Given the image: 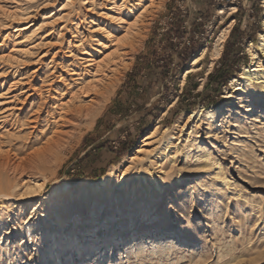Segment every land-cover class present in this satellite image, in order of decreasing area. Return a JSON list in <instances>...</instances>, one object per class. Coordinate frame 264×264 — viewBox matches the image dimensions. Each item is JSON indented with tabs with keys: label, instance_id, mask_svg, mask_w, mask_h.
<instances>
[{
	"label": "rangeland",
	"instance_id": "rangeland-1",
	"mask_svg": "<svg viewBox=\"0 0 264 264\" xmlns=\"http://www.w3.org/2000/svg\"><path fill=\"white\" fill-rule=\"evenodd\" d=\"M196 1L167 0L108 99L102 87H92L62 111L55 100L77 91L78 75L72 72L85 67L76 54L63 55L72 46L69 29L84 9L66 7V0L2 3L30 14L20 19L0 14L5 50L17 27L37 29L29 42L38 35L48 38L32 52H18V58H0V93L10 87L3 100H12L0 105L2 158L21 163L61 129L66 144L56 161L34 174L0 175V184L7 185L0 193V264H264V82L241 79L246 90L226 96L232 79L252 62L251 44L264 73L259 49L264 0ZM230 6L238 7L231 16ZM221 7L227 14L218 13ZM233 20L222 55L207 73L215 41ZM51 24L63 29L62 41L49 32ZM205 47L203 69L183 85L186 69ZM231 50L238 61L219 88L208 77L224 69L223 55L227 51L225 59L230 58ZM100 100L91 123L83 110ZM6 106L11 109L3 112ZM202 108L215 118L201 115L180 133L187 115ZM60 112L65 118L59 119ZM155 126L148 150L131 161ZM170 137L177 149L160 172L158 154ZM102 242L113 247L93 258ZM65 243L70 249H61Z\"/></svg>",
	"mask_w": 264,
	"mask_h": 264
},
{
	"label": "bare ground",
	"instance_id": "bare-ground-1",
	"mask_svg": "<svg viewBox=\"0 0 264 264\" xmlns=\"http://www.w3.org/2000/svg\"><path fill=\"white\" fill-rule=\"evenodd\" d=\"M5 1L8 0H0V14L2 12L6 13V16L13 19H20L19 17L22 18L25 16V18H29V13H22L20 15L16 11V9L18 10L20 7H16L15 10L6 8V5L2 4ZM77 1L79 2L78 7L76 6ZM166 2L167 0H66L64 6H71L76 10L84 9L82 11L84 16L81 18L78 17V21H75V23L70 27L71 29H69V31L73 40H70L69 43L72 46L64 49L66 51L63 53V55H66L67 52V54H69L70 56L76 54L80 60H84L85 67L82 69L78 68L76 71L72 72L73 74L78 75L75 80L73 79V82H75L78 86L77 91L69 90V95L67 96V98L56 99V102H54V106L59 107L60 111H62L66 106H70L74 99L78 98L81 93L87 92L92 87H102V95L103 97L108 99L111 92L115 89V87L118 86L125 71L131 67L133 61L135 60L136 53L140 48L143 47L152 20L154 19L156 13L166 5ZM228 12V15L231 16L238 12V7L230 6L228 8ZM218 13L227 14L224 7H221L218 10ZM81 19L83 20V22L86 21L85 25L82 23ZM55 20L56 19H54L53 21ZM234 22L235 20L231 21L228 26H226L221 31L220 35L216 39L214 47L211 51V62L209 64L207 73H210L211 70H213L216 61L221 57L225 41L229 33L231 32ZM28 27L29 26H23L14 29L13 32L15 33L13 34V44L10 50H8L9 52L3 48V42H0V58H4L5 60L18 58L16 56L18 52H21V55H23L30 51L32 52V50L35 49L36 46L48 43H45L48 38H45L42 35H38L35 40H33L32 38L33 42H29L37 29L33 30L32 32L30 31L29 33L28 31H26ZM87 27L90 31L89 33L85 34L83 28ZM48 30L51 33L55 32L54 37L56 38V41H62L64 35L63 29H60L59 26L56 27V25L51 24ZM6 37H8V35ZM259 40L260 47H258L261 53L264 55V31L260 32ZM249 51L252 62L250 65L244 67L243 72H241L240 78L232 79L230 85L232 86L233 90L227 91L226 96L228 98L232 97V94L235 91L246 90V86L242 83L241 79L246 80L250 85H252L256 81L264 82V73L261 69L260 64L261 61H257V59H259L260 57V53L258 52V50L253 49V44H251ZM208 52V47H205L197 56L192 59L190 66L185 71L183 85L185 84L188 75H192L194 72H198L203 69L202 61L206 58ZM21 60L23 59L21 58ZM80 60H78V63ZM51 62L54 61L52 60ZM65 63L67 62L62 61L60 64ZM49 65L50 67H55L51 64ZM1 74L2 73H0V75ZM14 82H12V84ZM12 84L9 85L11 86ZM3 85L4 82H2L1 86ZM7 89L8 90H4L0 93V105L4 106L12 101L6 99L3 100V98L5 97L4 95L9 93L10 87ZM89 103L90 104L83 110V113L85 118L93 123L95 121V117L99 114V111L102 108L103 100L98 101V103H93V101ZM1 109H4L3 112H7L11 109V106H6L5 108ZM204 110L205 109L202 108L200 111H191L187 115L186 122L182 124L180 123V133L186 130L187 126H191L192 124H194L196 120L201 117V115H204L206 119L215 118L214 114L211 111ZM58 117L59 119L65 118V116H63L61 112L58 114ZM158 127L159 126H155L154 130L150 134L145 136L142 146L138 147L135 154L130 156L131 161L140 158L141 153L148 150L146 147L148 145L147 141L151 139L152 135H154V133L158 130ZM62 132V129L59 132H54L42 145L36 148L33 153L29 154L24 161L16 165L11 163V161H9L8 159L6 160L2 158L3 150L2 148H0V175L18 178L20 175V177H22V175L26 173L34 174L38 166L40 167V165L52 164L57 159V153L61 149L65 148L64 146L66 142L63 135L61 134ZM173 137L175 138V136ZM173 137H170L164 142V146L162 147V150L160 149L161 151L158 154V158L161 161V163L159 164L160 172L163 171L162 166L164 160L166 162V159L168 161L169 159L173 158L172 149H177L176 144H174V147L172 145V141H174ZM162 179V177L158 178L157 182L162 181ZM35 183L36 184L33 185V187L37 188L39 184L38 182ZM106 184L107 181L102 180L100 182V187L105 188L107 186ZM6 188L7 185L0 184V193L4 192ZM158 189H162L161 185L158 186ZM134 242L135 239L132 238L131 241L126 244L125 248L128 252L133 248ZM67 243L61 245L62 250L70 249V247L66 246ZM55 247L57 249V247H59V244H55ZM111 247H113V245L104 242L100 243L98 247H96L93 258L98 259L103 250L109 249ZM90 254L91 252L89 251L88 255Z\"/></svg>",
	"mask_w": 264,
	"mask_h": 264
},
{
	"label": "trees",
	"instance_id": "trees-1",
	"mask_svg": "<svg viewBox=\"0 0 264 264\" xmlns=\"http://www.w3.org/2000/svg\"><path fill=\"white\" fill-rule=\"evenodd\" d=\"M230 43V42H229ZM227 57V51H225L224 55H223V62L224 60V69H222V71H218V69H216L214 72H212L209 75V82L211 81H215L217 84V87H221L225 84H227L229 78H230V73H231V69L233 68L234 65H236L237 61H238V57L236 54L235 50H231L230 53V58L225 59ZM192 75H188L187 79L189 80L191 78ZM197 86V85H196ZM187 89V86L185 87V90ZM194 90V88H193ZM192 91V90H191ZM197 95H199V93H197ZM181 100V97L179 99V102Z\"/></svg>",
	"mask_w": 264,
	"mask_h": 264
},
{
	"label": "built area",
	"instance_id": "built-area-1",
	"mask_svg": "<svg viewBox=\"0 0 264 264\" xmlns=\"http://www.w3.org/2000/svg\"><path fill=\"white\" fill-rule=\"evenodd\" d=\"M219 1H224V0H219ZM225 1H227V2H229L231 4H234V3L238 2V0H225Z\"/></svg>",
	"mask_w": 264,
	"mask_h": 264
},
{
	"label": "crops",
	"instance_id": "crops-1",
	"mask_svg": "<svg viewBox=\"0 0 264 264\" xmlns=\"http://www.w3.org/2000/svg\"><path fill=\"white\" fill-rule=\"evenodd\" d=\"M205 0H198V1H196V3H202V2H204Z\"/></svg>",
	"mask_w": 264,
	"mask_h": 264
}]
</instances>
